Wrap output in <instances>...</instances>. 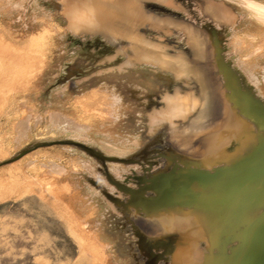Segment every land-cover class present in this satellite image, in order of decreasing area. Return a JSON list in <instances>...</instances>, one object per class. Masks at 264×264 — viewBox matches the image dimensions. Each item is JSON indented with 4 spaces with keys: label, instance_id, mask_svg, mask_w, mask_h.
I'll return each mask as SVG.
<instances>
[{
    "label": "rangeland",
    "instance_id": "1",
    "mask_svg": "<svg viewBox=\"0 0 264 264\" xmlns=\"http://www.w3.org/2000/svg\"><path fill=\"white\" fill-rule=\"evenodd\" d=\"M0 2L6 4L3 6L0 4L4 9L0 8V45L3 49L15 48L18 43L22 45L30 40L34 43L33 41L37 40L34 34L37 30H40L41 33L38 32L41 37L46 36L50 42L48 58L35 49L20 48L26 58H32L34 52L39 57L34 63L31 61L26 64L29 70L28 76L25 75L27 70L23 71L26 69L24 67L20 69L25 73L21 70L15 71L17 74L19 72L24 74V78L31 75V79H25L30 82L21 84L19 93L11 96L9 100L7 98V104L4 101L0 110L2 117L0 120V264H134L130 261L133 260L134 254L136 255L135 252L124 253L126 255L119 252L124 248L120 243L121 234L128 236L130 243L136 240L129 221L131 218L123 213V209L130 207L128 204L130 196L111 184L99 160L76 147L57 145L39 148L14 162H7L36 144L73 141L109 158L132 159L133 162L129 164L107 162L106 166L112 179L137 189L135 178L147 177L149 168L151 170L152 166L154 169L158 168L166 161L164 153L161 152L166 140L167 128L162 125L157 126L149 120L150 118L147 119L149 122L143 123L142 119L137 120V117H134L135 111L143 109L148 98L144 96L139 99L133 89L138 88V82L142 81L139 77L140 71L144 72L145 78L154 75V79L161 80L157 82L160 83V87H165L166 79L168 77L169 80L171 75L165 70L153 72L145 68L132 67L118 71L121 64L127 62L126 55H117V49L92 32L73 31L65 16L62 3H66L63 0H0ZM142 2L148 11L157 17L186 20L190 24H196L195 26L200 30L210 32L211 40H216L218 43L214 41L217 44L213 42L207 52L217 53L216 57L227 52L226 60L236 66L235 56L231 53V49L233 46L236 48V45L230 42L229 37L233 35L232 29L239 26L242 18L246 21L251 19L247 14L248 9L242 5V0H168L167 4H158L153 0ZM42 16L47 19H39ZM46 24L49 28L45 27ZM32 33L36 37L34 40L31 38ZM140 33L142 42L151 39L154 41L153 48L156 51H163L160 61L170 63L175 50L181 52L187 49V37L180 30L157 33L153 29L142 27ZM20 40L25 42L22 43ZM126 43L127 41L123 40L124 46ZM243 44L245 45L244 41ZM165 48H168L166 54ZM43 56L46 59L45 63L42 61L44 64L41 62ZM194 57L196 61L201 60L199 55ZM38 58L41 60L39 61ZM35 62L37 72H35L36 67L33 66ZM227 63L220 62L225 66ZM29 65L35 68L34 71L32 70L35 73L30 72L32 67ZM15 66L14 58L10 57L5 68H3L4 64L2 68L0 66V79L3 81L7 78L8 81V71H11V68L15 69ZM262 66L264 67V63ZM225 70L229 72L230 69L228 67ZM262 70L264 72V69ZM218 72L221 85L226 86L227 78L223 75L221 66ZM32 75L36 77L32 78ZM192 78L183 79L185 85L192 84L191 86L195 87L196 79L194 76ZM114 79L117 82H112ZM121 86L131 89L123 93ZM147 87V84H144L143 89L149 90ZM227 92L231 94L228 89ZM90 93L92 97L97 94V97H88ZM245 93L257 96L253 86ZM110 94H112L111 100L107 98ZM139 94L142 97V94ZM5 96L7 97L8 94H4V90L0 89V101L4 100ZM100 97L103 98L99 99ZM204 98L201 96V100ZM108 99L105 107L108 108L111 104L112 107L108 108L111 112L105 113L107 108L103 109V106ZM77 101L80 103L84 101L82 108ZM83 106L84 108L86 106L88 111ZM95 106L99 109L96 107L97 109L94 110ZM196 115L197 113L187 115L185 120H175L178 125H184L188 123L190 117ZM236 123L238 126L248 123V117L241 110L236 115ZM153 140L155 146H151L149 150H156L158 144L159 151L143 154L142 152ZM197 153L198 151H194L193 157ZM207 164L205 160L198 161L192 168L214 171L218 167L228 166L226 162ZM181 167L179 169V166H176L174 171L178 172ZM184 167L186 165L183 169ZM144 170H146L145 174ZM150 175L148 177H151ZM104 191L121 203L110 201ZM146 196L155 195L148 192ZM194 208L184 207L185 210ZM165 210L157 211L165 212ZM148 213L142 212L143 215ZM171 229L170 227L162 231L159 236L166 238ZM165 249L166 243L158 242L156 246L154 245L153 254L158 257L156 264L171 262L166 259L167 255L161 257ZM136 251L141 254L139 246L136 247ZM145 263L146 261L142 264Z\"/></svg>",
    "mask_w": 264,
    "mask_h": 264
},
{
    "label": "bare ground",
    "instance_id": "2",
    "mask_svg": "<svg viewBox=\"0 0 264 264\" xmlns=\"http://www.w3.org/2000/svg\"><path fill=\"white\" fill-rule=\"evenodd\" d=\"M63 1L66 3H62L65 9V11H63L65 12L68 24L73 31L76 33H79L80 30L92 32L93 35H98L97 37L104 38L114 49H117V55H126L127 60L125 61L127 62L121 64V67L117 69L118 71L132 67L136 69L145 68L153 72L165 70L171 75L169 80L167 77V83L164 85L165 87H160V83L157 82L161 80L157 81L156 78L154 79V75H150L149 77L146 76L147 78H145L144 72L141 71V76L139 77L142 81L138 82L135 78L138 82V88L134 87L133 89L136 91L134 92L135 95H137L139 99L146 96L148 101L144 104L143 109H139V111L138 109L136 110L138 113L135 111L136 115L134 114V117H137V120L142 119L143 123H147L150 120L152 123H156L157 126L161 127L162 125L167 128L165 134L166 140L164 141V146H162L163 151L161 152L164 153L166 161L155 169L151 165L152 170L149 168L148 172H150L147 174V177L151 174L150 176L155 177L171 176L172 179V176L177 177L174 173L178 174V176L179 174H184L188 171L213 173L215 170L222 167H218L214 169V171H207L199 168H197V170L192 167L195 166L198 161L203 160L208 162L207 165L226 162L228 163V166H231L232 164L238 163L258 146L259 140L261 139L262 134H264V131L261 130L246 114L253 115L252 99L258 98L257 100L264 103V72L262 70L264 69L262 66L264 63V0L258 2L242 0V5L248 9L247 14H249L251 19L250 21H246L242 18L239 26L236 29H232L231 33H233V35L229 37L231 40L230 42L236 45V48L233 46L231 49V53L235 56L236 63H234L236 66L226 60L225 53L227 52L218 57H216L217 53L215 52V56L214 54L207 52L208 47L216 41L211 40L212 34L210 32L200 30L198 26H195L196 24H190L186 20H171L166 16L157 17L148 11L145 4L142 2L144 0ZM153 1L158 4L168 3V0ZM0 4H2V6L6 5L1 2ZM6 8L8 9V7ZM42 18L47 19L45 16H42L39 19ZM48 21L49 20H47V22ZM45 27L49 28L47 24ZM142 27L153 29L157 33H168L171 32V30H180V32H183L186 35L185 37H187V49L181 52L175 50L170 63L160 61V56L164 54L163 51H156L153 48L154 41L151 39L142 42L143 38L140 33ZM38 31L40 32V30H37L34 33L37 40L32 33L34 38H31L33 40L35 39V41H33L34 43H31L32 40H30V35L28 38L30 41L25 42L24 39L23 42L25 43H23L22 40H20L23 44L20 45V43H18L15 48L12 47L5 50L0 45L1 68L3 64V68L6 67V64L8 65L10 57L14 58V64H16L15 69L11 68V71H8V78L10 81L9 79L6 81L7 78H4L3 81L0 79V89H2V91L4 90V94H8L7 97L5 96L6 98H4V100L2 99L0 101V110L4 105V101L7 104V98L9 100L11 96L19 93L20 86L22 88V85L27 81L30 82L28 79H31V75L24 78V74L21 72L27 70L26 64L28 65V62L33 61L34 63V61H37V57H39L36 56L38 54L35 55L34 52L32 58H26L22 55L21 49L24 50L23 48L25 47V49L32 48V50L35 49V51L42 52L45 57L48 58L50 42L46 36L41 37V34L39 35ZM44 37L45 40H43ZM123 40L127 41L126 46L122 44ZM243 41L245 42V45L243 44ZM28 42H30V44H28ZM164 51L165 54L166 52L168 53V48H165ZM195 55H199L201 60H194ZM184 56H186V58ZM45 57L43 56L42 60L38 58V60L40 59L41 62H44V60H46ZM220 62L228 63L227 66H225L224 64H220ZM219 64L222 67L223 75L227 78L225 79L226 86H222L220 83L218 72L220 67ZM33 66L36 67V62ZM23 67L26 69H23ZM228 67L230 69L229 72L225 70ZM20 68H22L23 71ZM32 68H30V72H33L35 69ZM16 70H21V72L17 74L15 73ZM28 71L29 70L26 72L28 74L25 72L23 73L28 76ZM39 71L41 72L42 70ZM35 72H37V67ZM20 73L22 74L21 76H23L22 78L21 76L19 77ZM193 76L197 82V84L196 82L194 83L195 87L191 86L192 84L185 85L184 80H187L189 77L192 78ZM33 77L36 76L32 75V78ZM26 78H28L27 81H25ZM174 80H177V82H174ZM112 82H117V80L114 79ZM144 84H147L149 90H146L145 88L143 89ZM250 84H252L257 91L256 97L251 93L248 95L245 93V91L249 92V89L252 87ZM139 85H141V87H139ZM121 87L120 89L123 93L125 90L129 89L128 91H130L131 89L127 87H122V89ZM227 89L231 91V94L227 92ZM139 93L142 94V97ZM106 94H104V96H106ZM91 95L92 94L90 93L87 96L89 97ZM111 95L112 94L107 97L110 98V100L112 98ZM98 96L100 95L98 94ZM201 96L205 97L204 100H201ZM88 97L87 99H89ZM95 97H97V94ZM103 97H100L99 99H102ZM107 101H109V99L106 100L103 109L107 108L105 107ZM77 103L80 102L77 101ZM81 105H84V101L83 103H80V107L82 108ZM109 105L108 108L112 107V105ZM86 106L88 107V105ZM86 106L85 108L83 106V108L86 109ZM97 106L93 107V109ZM97 108L99 109V107ZM108 108L105 109L107 111H105V113H108ZM239 110L248 117V123L242 126H238L236 123V115ZM120 111H122V109H120ZM103 112L104 110L102 113ZM109 112H111V109ZM195 113H197V115L190 117L188 123H185L184 125H178L175 120H185L187 115H195ZM109 116H111V114H109ZM172 116L176 117H173V119ZM1 118L0 115V120ZM111 118L113 117L111 116ZM148 118L150 119L147 121ZM148 127L149 125L147 128ZM151 146H155L154 140L150 142L142 153L146 155L149 152L154 153L159 151L158 144L157 149L154 151L149 150ZM194 151H198L195 157H193ZM184 165H186V167L183 169ZM176 166H179V169L180 167L182 169L175 172L174 168H176ZM189 167L193 170H189ZM145 171L146 170H144V174ZM199 177L201 178V181L205 178L203 176ZM199 185L197 183L192 187L193 193L208 196L210 192L202 190ZM230 194L231 193L229 192L228 196ZM165 201L162 199V202ZM64 205L65 204H63V206ZM129 206L130 207L123 209V213L131 218L129 221L136 240L133 243H130L128 236L125 237V235L121 234L120 243H122L124 248L119 250V252L123 255H126L124 253H129L131 251L135 252L136 255L134 254V258L130 263L134 262V264H137L139 262L138 264H142L146 261L145 264H148L147 262H150V264H156L155 261H158V257L153 254V247L154 245L156 246L158 242L166 243V249L161 254V257L167 255L165 256L166 259L171 261L169 264H224L225 261L223 260H225L226 256H235L236 253H238V249L241 248V243L238 240L233 241L230 247L225 246L224 248H221V245L224 244L223 240L225 238L233 234L234 239H239L241 235L240 231H244V229H236L237 226H232L231 223L238 225L234 221V217H229V215L226 216V208H223L218 203L210 204L209 202L206 203L205 201H201L193 210H185L184 207L181 208L180 206H176L165 210V212L152 210L149 211L147 215H143L141 209L139 210L134 206ZM263 211L264 210H257L248 214L249 222L256 221L261 215H263ZM170 227L172 228L171 232L166 238L159 236L162 231H165ZM75 237L77 236L75 235ZM90 240H92V238ZM137 246H139L141 254L136 251ZM89 249L91 250V248ZM241 259L244 260L245 257L242 256ZM225 264H231V262H225Z\"/></svg>",
    "mask_w": 264,
    "mask_h": 264
},
{
    "label": "water",
    "instance_id": "3",
    "mask_svg": "<svg viewBox=\"0 0 264 264\" xmlns=\"http://www.w3.org/2000/svg\"><path fill=\"white\" fill-rule=\"evenodd\" d=\"M251 101H253V115H246L264 131V103L257 99ZM241 109L245 111L243 108ZM57 145L76 147L99 160L111 184L119 191L129 195L128 204L139 210L141 209L143 213L152 210H165L176 206L196 207L201 201L220 204L223 208H226V216L234 217V221L238 224L231 223V225L237 226L236 229H244V231H240L239 239H234L232 234L223 240L224 244L221 245V248L230 247L233 241L238 240L241 243L238 253L235 256H226L223 261H230L231 264H264V211L263 215L256 221L249 222L248 219V214L251 212L264 210V134H262L254 151L238 163L220 168L213 173L200 174L199 171H188L179 174V176L174 173L177 177L172 176V179L171 176L137 177L135 178L137 189L127 187L112 179L106 166L107 162L129 164L133 162L132 159L109 158L92 148L73 141L36 144L22 151L18 157L7 163L14 162L39 148ZM199 176L205 178L201 181ZM197 183L200 184L202 190H206L210 194L202 196L193 193L192 187ZM148 192L154 193L155 196L147 197ZM229 192L231 194L228 196ZM104 194L110 201L121 203L106 191H104ZM162 199L166 201L162 202ZM242 256L245 257L244 260L241 259Z\"/></svg>",
    "mask_w": 264,
    "mask_h": 264
}]
</instances>
